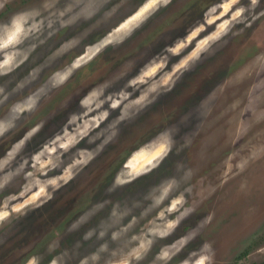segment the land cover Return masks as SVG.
<instances>
[{"label":"clouds","instance_id":"1","mask_svg":"<svg viewBox=\"0 0 264 264\" xmlns=\"http://www.w3.org/2000/svg\"><path fill=\"white\" fill-rule=\"evenodd\" d=\"M0 13V264H264V187L249 180L264 167V0H0ZM216 58L191 110L161 111L153 135L109 161ZM204 133L201 159L227 149L214 176L177 160L148 179ZM101 160L104 183L50 220ZM237 180L242 235L224 258L209 233L225 217L208 202Z\"/></svg>","mask_w":264,"mask_h":264},{"label":"rangeland","instance_id":"2","mask_svg":"<svg viewBox=\"0 0 264 264\" xmlns=\"http://www.w3.org/2000/svg\"><path fill=\"white\" fill-rule=\"evenodd\" d=\"M24 0H15L16 5L23 3ZM11 10V9H10ZM4 13H0V18H2ZM123 52L111 57L107 62L102 64L98 70V74L103 75L107 73L109 66H118V62L124 58V56L130 53ZM221 67L219 63V58L216 60L209 61L206 65L201 66L197 74L185 79L183 83L178 85L176 92L162 99L160 105L156 108V113L152 119H145L141 124H139L136 130L129 136L123 138V143L115 148L111 156L108 157L109 161H114L122 148L127 147L129 144L133 143L135 140H142L150 137L157 130L153 125L159 119V114L161 111H166L174 119L178 118L181 114L191 110L195 105L199 95L203 94L204 91L214 82L207 78L213 75L214 71H218ZM79 80V77H78ZM199 88V92L193 94V92ZM175 106L178 111L173 114L171 108ZM56 122L53 121L54 125ZM52 125L45 132L41 134V138L44 135L50 134ZM204 136L206 133L202 134L200 137L195 138L194 144L190 149H187L180 153L179 156H174L166 162L165 166L162 167L154 177L148 179H156L161 175H171L174 172L175 162L177 160L186 161L189 165L194 167H200L202 171H207L211 176L215 175V168L220 163L225 151L227 150L220 140L211 147L207 149L206 156L201 159L202 145L204 142ZM39 139V138H38ZM98 170L93 182L89 185L86 191L77 194L74 202L69 206V210L60 209L56 213L52 214L51 219H55L56 216H64L65 219L71 218L72 215L79 210L81 204L89 199L91 195L95 192L96 187L104 183V178L106 175L107 162L101 160L95 166ZM250 182H255L259 187H264V167L257 166L253 169L249 175ZM237 181L231 182L229 185L225 186V190L218 193L217 197L208 202L209 207L217 209L218 217L223 215L225 218L222 220L221 225L218 229L211 231L209 236L216 240L219 255L226 258L230 254L235 246L239 243L242 235L243 225L240 221L241 209L244 207L245 201L242 196L237 192ZM76 184L74 183L71 189L62 194L63 197H70L76 190ZM67 210V211H66ZM35 226V220L27 223L25 225L29 230L33 229ZM48 226V223H43L39 225L40 231H43ZM35 239L36 237H32Z\"/></svg>","mask_w":264,"mask_h":264}]
</instances>
